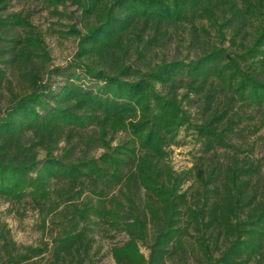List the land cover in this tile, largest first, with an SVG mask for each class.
I'll use <instances>...</instances> for the list:
<instances>
[{"label": "trees", "instance_id": "trees-1", "mask_svg": "<svg viewBox=\"0 0 264 264\" xmlns=\"http://www.w3.org/2000/svg\"><path fill=\"white\" fill-rule=\"evenodd\" d=\"M12 1L0 0V197L56 234L51 250L20 243L0 210V264L49 251L48 264H90L100 226L129 236L117 264H264V0H73L86 32L71 28L67 66ZM183 128L203 147L179 171Z\"/></svg>", "mask_w": 264, "mask_h": 264}, {"label": "rangeland", "instance_id": "rangeland-1", "mask_svg": "<svg viewBox=\"0 0 264 264\" xmlns=\"http://www.w3.org/2000/svg\"><path fill=\"white\" fill-rule=\"evenodd\" d=\"M40 0H13L9 12H22L29 15L31 22L43 34L48 45L52 64L56 66H67L75 59L80 42L79 33L86 32L81 21L78 5L73 0H65L64 4L58 5V13H52ZM77 28L78 34L72 33L71 28ZM175 48L174 45L171 47ZM60 82L58 77L55 79ZM56 84V83H55ZM196 109L192 113L197 116ZM178 143L170 147V161L176 170H186L193 166L194 160L200 155L202 142L198 139L194 130L183 128L178 135ZM118 140L114 141V144ZM101 151L96 152L97 155ZM44 154H42L43 156ZM192 183L189 180L183 189H187ZM0 210L11 228L14 239L23 244H40L42 241L49 242L50 250L53 247V236L56 231L53 223L48 221L47 227L41 226V219L37 212L28 202H9L0 197ZM111 231L104 227H96L94 234V247L91 251L93 261L90 264H117L113 255L112 247L123 244L129 239L124 232ZM141 250L146 256L149 249L141 244ZM51 259L50 251L34 264H48Z\"/></svg>", "mask_w": 264, "mask_h": 264}]
</instances>
